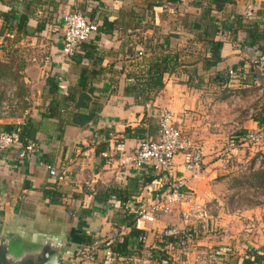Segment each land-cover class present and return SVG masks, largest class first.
<instances>
[{
	"label": "crops",
	"instance_id": "1",
	"mask_svg": "<svg viewBox=\"0 0 264 264\" xmlns=\"http://www.w3.org/2000/svg\"><path fill=\"white\" fill-rule=\"evenodd\" d=\"M158 1L0 0V11L15 12L13 26L6 27L7 23L3 28L0 20V100L7 89H13L19 99L12 116L0 115V130L15 129L13 116H25L22 137L34 144L24 158L18 157L17 150L0 152V244L6 248L8 264L30 262L46 245L70 264L80 243L129 226L133 211L150 203L163 180L157 170L122 166L119 159L133 153L141 137H157V110L162 107L173 113L182 135L202 147L203 177L190 178L189 185L200 202L218 206L210 216L223 224L215 242L199 238V248L213 242L228 245L236 255L264 249L263 240H259L261 247L253 243L264 233V206L227 210L228 201L216 181L234 170L230 163L237 152L245 151V145L228 161L215 158L234 135L264 129V75L251 69L262 48L244 40L249 19L244 17L242 28L232 31L235 15L244 16L247 6L252 7L251 22L263 27L264 0H236L223 11L211 7L210 18L226 27L215 35L219 60L208 68L190 26L181 22L204 15L206 9L185 8V0L163 6ZM71 11L93 15L90 18L99 31L66 57L60 50L62 14ZM22 15L25 33H17ZM160 53L175 54L177 62L164 73V85L147 101L151 104L147 108L130 94V85L147 70L151 57ZM229 69L236 78L228 75ZM232 93L237 97L234 103ZM103 146L109 160L97 152ZM255 151L250 147L245 159L264 155V145ZM184 159V153L175 157L169 172L173 177L189 178ZM44 164L64 173V180L51 176ZM155 217V224L146 223L150 229L145 242L137 241L139 233L125 234L131 252L125 259L156 252L158 230L180 222L177 208L169 214L157 212ZM84 264L105 263L99 255Z\"/></svg>",
	"mask_w": 264,
	"mask_h": 264
},
{
	"label": "built area",
	"instance_id": "2",
	"mask_svg": "<svg viewBox=\"0 0 264 264\" xmlns=\"http://www.w3.org/2000/svg\"><path fill=\"white\" fill-rule=\"evenodd\" d=\"M193 2L197 0H185ZM252 7L247 6L244 17H251ZM99 31L97 22L89 21L83 14L77 11L62 14L61 53L71 57L76 52L79 43L89 40ZM141 54V52H139ZM45 63L50 62L49 56L44 57ZM251 69L264 75V52L257 55L252 63ZM228 75L237 77L233 69L228 70ZM256 81V79L254 80ZM3 78L0 76V86ZM237 101L235 95H231V103ZM19 99L13 89H7L0 100V115L12 116L18 108ZM145 106L149 108L150 102ZM16 127L22 129L26 126L25 116L15 117ZM158 132L157 137L152 139L145 137L140 139L136 150L124 155L119 159L120 165H130L135 168L149 167L157 170L162 176V185L153 193L152 200L148 204L139 205L134 211L133 226L141 230L137 235V241H146V231L149 225L155 224L157 212L171 213L177 208L179 223H169L158 230L156 236L159 238V246L156 252L148 253L147 257L156 259L159 264H228L233 251L222 245L206 246L199 248V234L197 226L200 223L215 221L210 216L207 206L200 202L190 188V178L203 177L204 152L200 145L186 139L181 130L174 123L173 113L166 107L157 110ZM264 143V129L246 130L233 136L231 142L220 149L215 158L227 161L235 151L249 144L256 145ZM34 148L33 142L23 140L19 131L8 132L0 130V152L17 150L19 158H24ZM179 153H184L183 168L189 173V178L173 177L170 170L174 165V159ZM104 159L109 160L107 151L101 152ZM260 157L257 161L260 163ZM49 174L58 181L64 180V173H59L51 165L44 164ZM3 209L2 193L0 190V218ZM216 225H214L215 227ZM213 227V228H214ZM216 229V227H215ZM130 226L122 225L114 228L100 237H90L76 248L70 264H84L101 255L105 264H117L126 260L118 255L113 247L119 236L128 234ZM214 230V229H213Z\"/></svg>",
	"mask_w": 264,
	"mask_h": 264
},
{
	"label": "trees",
	"instance_id": "3",
	"mask_svg": "<svg viewBox=\"0 0 264 264\" xmlns=\"http://www.w3.org/2000/svg\"><path fill=\"white\" fill-rule=\"evenodd\" d=\"M179 2H181V0H159L158 1L160 6H163V4H166V3L178 4ZM193 2L196 7H201V8L206 9V12L204 13V15L199 14L195 16V18L191 21L188 20L187 17L183 18L181 19V22L185 27L190 26L189 31L193 33L194 39L198 40V43L200 44V51L203 52L204 50V53H205V56L203 57L205 60L204 67L208 68L210 66H213L219 60V47L220 46L218 45L219 42L216 41L214 38H215V35H217L218 32H220L218 31V29H222L226 27V25H223L221 23L219 27V25L210 18L211 7L215 6L217 8H222V11H223L226 5L234 4L236 0H197ZM262 12H264V5H263ZM14 17H15V12L13 10L0 11V20H2L3 28H5V25H7V23L9 25H7L6 27L10 26ZM90 17H93V15L87 17L89 21L96 22V20H93ZM250 18L251 17L247 18L249 19L248 27L247 28L245 27L243 29L244 33H246L244 40L249 45H254V44L259 45L262 48L261 53H263L264 52V26L261 27V25L255 20H252L251 22ZM25 21H26L25 16L22 15L19 17L18 24L16 26L17 33H20V32L25 33V30L23 29V27L25 26ZM103 22H105V19H103ZM242 22H244V16L235 15L234 24L232 25L234 29L232 31L233 32L236 31V29H238L239 27L242 28ZM227 27L230 28L231 26L228 25ZM176 58L177 56L175 54L173 55L165 54L164 55L161 53L155 54L154 58L151 57L152 60L150 61L151 63L149 64L147 70L144 73L134 77L132 84L130 85V90H131L130 94H132L135 98H140L143 104L149 101L151 99V96L154 95L156 92H158L163 87L164 85L163 75L166 71H170L176 66V62H177ZM193 63H196V61H194ZM226 81L224 79L222 83L225 84ZM25 128L26 127L19 129L18 127H15V129H7V131L16 132L20 130L21 134L24 136V134H26ZM138 130L140 129L138 128ZM145 137L146 136H143L141 138H145ZM104 146L101 147L102 149L99 148L97 152L101 153L102 151L106 150V149H103ZM232 181L233 183L230 184V188H236L235 192L239 193V196L237 195L238 198L243 197L244 199H246L245 195L244 196L241 195L240 193L241 188L238 187L239 185L243 183H247L248 189L253 190L254 197H251L248 199L250 203L246 205V207L258 206L260 202H258L255 198H257V196L259 195H264V156L262 157L260 165L257 168H254V167L249 168V174L247 176L239 178V179L235 178V179H232ZM127 224L131 227V231H130L131 235L132 234L136 235L142 232L141 230H138L133 226V221L128 222ZM127 241H128V235H125V234L121 235L118 237L113 247V250L122 257H129L131 253L130 249H128ZM232 264H264V249H261V250L248 249L243 254L235 255L232 257Z\"/></svg>",
	"mask_w": 264,
	"mask_h": 264
},
{
	"label": "rangeland",
	"instance_id": "4",
	"mask_svg": "<svg viewBox=\"0 0 264 264\" xmlns=\"http://www.w3.org/2000/svg\"><path fill=\"white\" fill-rule=\"evenodd\" d=\"M185 4H186L185 5V8L186 7H193V8L196 7L194 5V2L185 1ZM231 95H234V94L232 93ZM231 95H230V100H231ZM262 144L264 145V143H262ZM260 145L261 144H256V145L249 144V145H246L245 147H243L245 149V151H242V152H237L236 151L237 154L235 155V159L233 160V163H230V166H232L234 170L231 171V172L230 171L227 172L228 174H226V173L224 174L223 173L222 175H220L216 179V181L219 182V184H220L219 189L224 194L223 197H225L226 198V201H228L227 203L225 202V204H224V207L227 210H232V209H234V210L235 209H241L242 210V209H244L246 207V205H248L250 203L248 201V199L251 198V197H254L253 190L252 189H248V184L247 183H243V184H241V185L238 186L239 188H241V192H240L241 195H243V196L245 195L246 196V199H244L243 197L242 198H238L239 193L235 192L236 191V188H230V184L233 183L232 179H235V178H238L239 179V178H242V177L247 176L249 174V168L250 167L251 168L252 167L257 168L260 165V163L257 161V159H258V157L261 156V158H260V161H261L262 160V157L264 156L263 154L258 155L257 158H255V160H254V157H255L254 155H253L252 158L245 159L246 158V155H248V151H250V147H251V150H254L255 151V149H257ZM243 148H241V150ZM253 154H256V153H253ZM255 199L258 202H260L258 206H260V207L261 206H264V195H259ZM206 206H207V209H208V212H209L210 215L213 213V211H217L218 212V206H216L214 204H208ZM219 219L220 218H218L215 221V224L213 222H211V221H208L207 223H204V222L203 223H200L197 226V229L199 231L198 232L199 238H202L204 240L205 239L206 240H211V241H213L214 239L218 238V236L220 235L218 233V230H219V227L221 226L220 224H222ZM214 225H216L215 226L216 229H215ZM241 231L242 230H239L238 233H240ZM257 234L258 233L254 234L253 239L257 236ZM221 238L224 239L223 237H221ZM248 238H251V235L248 236ZM258 238L257 239H254L253 240V243L256 244V246L261 247L262 245H260L259 240H261V241L263 240V243H264V233L262 234V237L261 238L260 237H258ZM241 241L244 242L243 239H240V242ZM213 242H215V241H213ZM213 242H212L213 245H211L210 247H213L214 246V243ZM237 243H238V246H240V243L239 242H237ZM225 247L226 248H229L228 245L225 246ZM235 250H237V249H235V247H234V251ZM235 253H236V251H235ZM236 254H234L233 256H235ZM232 257H231V259H232ZM117 264H159V262L156 259H150L146 255L139 254L138 256H136L134 258L132 257L130 259H126V260H123V261H119Z\"/></svg>",
	"mask_w": 264,
	"mask_h": 264
},
{
	"label": "water",
	"instance_id": "5",
	"mask_svg": "<svg viewBox=\"0 0 264 264\" xmlns=\"http://www.w3.org/2000/svg\"><path fill=\"white\" fill-rule=\"evenodd\" d=\"M0 264H8L6 261V248L0 244ZM17 264H64L59 257L57 251L50 246L46 245L42 252L34 257L30 262H21Z\"/></svg>",
	"mask_w": 264,
	"mask_h": 264
}]
</instances>
